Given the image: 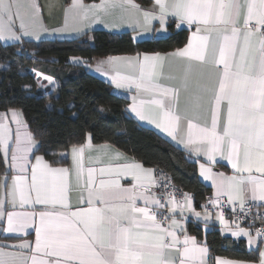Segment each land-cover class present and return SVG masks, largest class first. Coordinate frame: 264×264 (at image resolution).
Returning a JSON list of instances; mask_svg holds the SVG:
<instances>
[{"label":"snow or ice","instance_id":"6c2138e0","mask_svg":"<svg viewBox=\"0 0 264 264\" xmlns=\"http://www.w3.org/2000/svg\"><path fill=\"white\" fill-rule=\"evenodd\" d=\"M41 11L38 0H0V41L12 46L26 38L40 42L50 34L82 33L89 21L110 28L126 23L133 41L149 33L168 38L172 24L177 31L189 30L183 47L109 56L97 62L96 71L110 75L116 88L134 91L130 111L197 158L201 176L215 188L207 204L220 208L215 219L221 224L228 223L226 207L235 212L238 205L246 217L252 214L249 202H264V0H153L147 9L135 0L92 5L71 0L63 9V26L51 33ZM69 59L90 67L81 57ZM31 71L47 81L38 88L54 84L52 76ZM23 89L30 91L31 85ZM22 115L14 107L0 111V264H247L213 262L209 247L187 233L185 215L202 219L206 230L212 219L207 204L202 214L190 194L177 200L166 174L158 179L141 163H119V152L107 166H93L104 164L107 154L93 145L92 132L59 153L61 161L70 154L69 166H53L57 161L37 153H57H49L51 145ZM222 161L231 165L232 175L214 171ZM122 177L133 183L125 187ZM158 188L164 189L159 195ZM260 216L257 210L254 219ZM225 230L247 237L249 246L264 237V229L255 236L238 225ZM259 243L264 245V238ZM260 256L264 264V251Z\"/></svg>","mask_w":264,"mask_h":264},{"label":"trees","instance_id":"16d2710c","mask_svg":"<svg viewBox=\"0 0 264 264\" xmlns=\"http://www.w3.org/2000/svg\"><path fill=\"white\" fill-rule=\"evenodd\" d=\"M168 30V38L140 41L130 38V30L103 29H91L71 38L47 37L40 42L25 39L22 45L5 46L0 41V110L22 109L25 124L51 145L49 153H57H37L50 162L64 163L66 160L61 161L58 153L70 143L83 142V133L92 132V142H110L144 165L165 171L174 185L192 193L195 206H202L210 189L197 175V161L159 131L140 124L126 108L128 99L117 94L107 79L92 73L84 63L69 59L81 57L90 65L95 58L107 55L167 52L181 47L188 30L177 31L174 24ZM33 69L37 74L52 76L54 84L47 90L38 88V83L47 81L38 80ZM24 85H31L30 91H25ZM187 230L198 237L203 235L202 226L193 222L187 224ZM204 237L212 254L256 259V253L247 251L244 242L222 236L216 226L207 228Z\"/></svg>","mask_w":264,"mask_h":264},{"label":"crops","instance_id":"0c3cea01","mask_svg":"<svg viewBox=\"0 0 264 264\" xmlns=\"http://www.w3.org/2000/svg\"><path fill=\"white\" fill-rule=\"evenodd\" d=\"M38 2L41 5V9H42V11H41L42 22L49 29V32L51 33V30H53L55 28L62 27L63 26V23H64V11H63V9L67 5H69L71 3V0H38ZM135 2L137 4H139V5H141L143 8L147 9V8H149L152 5L153 0H150L148 3H143V2L141 3V2H138L136 0H135ZM83 3L85 5H92L94 3L95 4H99L100 3V0H93V1H84L83 0ZM50 5H55V8L54 9L53 8H50L49 7ZM118 17H119V12L116 13V18L118 19ZM155 27L156 28H159V25L158 24H155ZM91 29H103V30H106V31H109V32H123V31H128V30L132 31V28L128 24H126V23L125 24H120L118 27H115V28H110V27H107L102 22H91V21H89V27L86 28L82 33H84L85 31L91 30ZM82 33H77V32L63 33L64 36H62V37H60V34L58 33L59 36L58 35H53L52 37L53 38L54 37H57V38H71V37L78 36V35H80ZM190 34H191V32L188 30L187 38L190 36ZM132 35H134L133 31H132ZM157 36H159V35H154L152 33H149V34H146L143 38L157 37ZM45 38H47V37H45ZM186 42H187V39H186L185 43L181 47H183L186 44ZM167 52H171V51H167ZM161 53H164V52H161ZM133 54H135V53H131V54H116V55H107V56L97 57L90 64V67L88 66V69L92 73H94V74H96L98 76H101V77L107 79L112 84L113 90L117 94L122 95V96H124V97H126L128 99L126 108H127L128 112L140 124L145 125L147 127H150V128H153V129L159 131L165 137H167L169 141H171L173 144H175V142L172 141L171 137H169L162 130L156 128V126L154 124L150 123V121H147V120L141 121L138 117L135 116L134 113H132L130 111L129 105L132 103L131 97H132V95L135 94L134 91H129L127 88H122V89L116 88L115 84H113L111 82V76L110 75L107 76V77H105L101 73H99V72L96 71L97 62L100 61V60H106L109 56H117L118 57V56L133 55ZM21 119L24 121L23 117H21ZM11 126L13 128V131H15L16 125L14 123H12ZM92 143H93L94 146L99 147L102 152H104V153L107 154V155H105L103 157L104 164H95V165H93V166H95L97 168L103 167V166H107V164L111 162L110 159H109V157L114 156V154L117 153V152H119V153L122 154V158L119 161H117L119 163L138 162V163L143 164L141 161H139L136 158H134L133 156H131V155L123 152L122 150H120L119 148H117L115 145H113L110 142H92ZM105 145H107L108 147H104ZM179 148H181L191 159L197 161V158L194 155H191L188 151L184 150L182 146H180ZM61 152H63V151H60L59 153H61ZM59 153H58V156H59V158H61L60 155H59ZM37 155H41V154H37ZM123 157H126L127 159H124ZM47 161H49V160H47ZM200 162H203V159H201ZM70 164H71V156L69 154L68 157L66 158V161L64 163H62V164H54L53 166H56V167L65 166V167H67ZM144 167L145 168H152V169H154L155 170V173L154 174L156 176L157 170L154 167L147 166V165H144ZM196 167H197V175H198L199 179L204 184H206L209 187V189H210L209 192H211L212 194H214L215 193V188L213 187L212 182L210 180H205L203 178V176H201L200 170H199V163L198 162H197ZM214 171L224 172L226 175H232L234 173V170L231 168V165L228 164L226 161H222V165L221 166H217L216 168H214ZM120 183L122 185H124L125 187H129L133 183V180H132L131 177H122L120 179ZM182 199L183 198H181L179 200L182 201ZM253 203H255L257 205L264 204V202H253ZM72 204L74 206L76 205V198H75V196H73ZM84 206H86V205H84ZM194 207H195L196 211H199V212H201L203 214V212H204V207L203 206L197 207V206H195V203H194ZM16 210L22 211V210H28V209H19V208H17ZM209 212L212 215V219L208 222V227L207 228H210L212 226H216L219 229V232H220V234L222 236L228 237V238H230V239H232L234 241H239L240 240V241L244 242L245 248H246L247 251H249L250 253H256V259L255 260H249V259L231 258V257L223 256V255H215V254H212L211 251H210V257L213 260V262H215L216 259L218 258V259H224V260H228V261H246L247 264H260V260H261L260 251H264V245H261L259 243L260 240L257 238V242L254 243L253 245L249 246L248 245V242H247V237H244L243 235H241L240 237H233L231 235V231H227L225 229L226 228H231L232 230H235L236 226L238 225L241 228L248 229L252 233V235L255 236L256 234L253 232V230L249 226L244 225V224L237 223L234 220H232L230 218H227V217H225V220L228 222L227 225L221 224L218 220L215 219V213L217 211H210L209 210ZM185 215L190 217L189 218V221L187 222V224L189 222H193L195 224L201 225L202 226V229H203V235L201 237H198L195 234L188 232V230H187V233L189 235L195 236L197 238V240L199 242H201L202 244H206L205 237H204L205 228H204V222H203V220L202 219L197 220L196 217L191 216V214L190 213H187V212H185ZM29 231H30L31 234L27 236V239L30 240V241H32V240H34V232H32V230H29ZM17 235H21L22 236L23 234H17ZM3 239H4L3 234H0V241H2ZM8 242L9 243H16L17 241L15 239H10Z\"/></svg>","mask_w":264,"mask_h":264},{"label":"built area","instance_id":"2783aa9c","mask_svg":"<svg viewBox=\"0 0 264 264\" xmlns=\"http://www.w3.org/2000/svg\"><path fill=\"white\" fill-rule=\"evenodd\" d=\"M162 174H166V176L169 178L170 182L173 184L170 175H168L163 170L158 169L156 172V177L159 179L162 176ZM175 189L176 190L174 192V195H175L177 200L183 198L182 194H184V193H187V194H190L191 196H193L191 192L187 191L184 188H181V187H178L175 185ZM163 191H164L163 188L156 189V192L158 195ZM167 191L172 192L173 189L169 188V189H167ZM214 198H215L214 194H212L211 192L206 193L204 198H203V201H202V206L204 207L210 199H214ZM221 203L223 204L224 201L222 200ZM207 207H208V210H210V211H219L220 210L219 207H213L210 204H207ZM247 207L252 209V214H250L246 217H245L244 213L240 212L238 205L235 208V212H233L232 209L226 207L224 209V215H225V217L230 218L237 223L249 226L253 230V232L256 234L257 229H264V223L261 222V220L264 219V216H260V217H257L255 219H254V216L256 215L257 210H259V213L264 214V207H259V209H257V204H255L253 202H249ZM257 238L260 240L264 237H257Z\"/></svg>","mask_w":264,"mask_h":264},{"label":"rangeland","instance_id":"374dc122","mask_svg":"<svg viewBox=\"0 0 264 264\" xmlns=\"http://www.w3.org/2000/svg\"><path fill=\"white\" fill-rule=\"evenodd\" d=\"M17 23H18V22H17ZM59 34H60V37L64 36L63 33H59ZM55 35H58V33H56ZM52 36H53V35L50 34V35H48L47 37L52 38ZM58 36H59V35H58ZM2 42H4V41H2ZM75 57H76V56H75ZM0 111H1V110H0ZM0 180H2V177H0Z\"/></svg>","mask_w":264,"mask_h":264}]
</instances>
